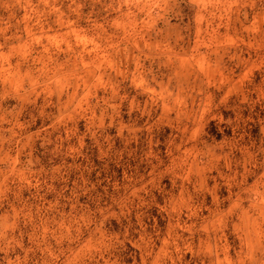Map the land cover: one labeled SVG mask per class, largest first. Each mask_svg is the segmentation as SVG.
<instances>
[{
  "label": "rangeland",
  "instance_id": "rangeland-1",
  "mask_svg": "<svg viewBox=\"0 0 264 264\" xmlns=\"http://www.w3.org/2000/svg\"><path fill=\"white\" fill-rule=\"evenodd\" d=\"M0 264H264V0H0Z\"/></svg>",
  "mask_w": 264,
  "mask_h": 264
}]
</instances>
